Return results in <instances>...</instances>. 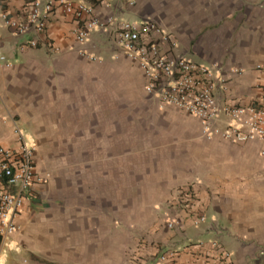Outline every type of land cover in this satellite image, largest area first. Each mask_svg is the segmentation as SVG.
Returning a JSON list of instances; mask_svg holds the SVG:
<instances>
[{"label": "crops", "instance_id": "0c3cea01", "mask_svg": "<svg viewBox=\"0 0 264 264\" xmlns=\"http://www.w3.org/2000/svg\"><path fill=\"white\" fill-rule=\"evenodd\" d=\"M29 1L0 0V143L17 146L16 122L41 149L36 170L45 180L21 209L0 264H150L149 256L171 246L176 264H264V145L206 138L197 117L157 103L106 27L111 19L156 23L171 38L161 44L164 54L210 65L221 77V105H248L263 97L264 0H68L91 6L105 27L80 43L78 24L59 10L48 25L52 50L24 48L5 25L3 15L16 17ZM104 77L120 88L133 80L144 95L139 110L147 120L124 130L135 143L127 189L121 156L107 171L106 148L122 143V94L110 121L89 96ZM56 146L82 148L75 156L82 166L75 157L64 166ZM201 216L207 220L196 224Z\"/></svg>", "mask_w": 264, "mask_h": 264}, {"label": "built area", "instance_id": "2783aa9c", "mask_svg": "<svg viewBox=\"0 0 264 264\" xmlns=\"http://www.w3.org/2000/svg\"><path fill=\"white\" fill-rule=\"evenodd\" d=\"M59 10L78 24L77 38L80 43L88 39L93 29L102 26L94 18L91 6L68 0H30L16 17L4 14L3 19L6 27L22 39L21 46L24 48L52 50L48 25L50 18ZM109 26L114 28L126 56L137 62L143 71L146 92L157 103L197 117L206 138L222 135L237 141L259 140L264 145V66L257 67L262 76L261 100L248 105H221L216 97L219 86L223 84L221 77L215 75L210 65L191 61L185 56L170 58L164 54L161 44L170 42L171 38L156 23L149 20L117 22L111 19L106 27ZM153 33L160 35V40L157 41ZM14 133L16 147L0 143V258L5 243L19 229L17 218L34 192V186L45 180V176L39 175L36 170L35 146L16 122ZM186 205L190 204L186 202ZM206 220V216H201L196 224ZM174 224L173 220H169L168 228L172 229ZM177 252V248L171 246L149 256L148 262L176 264ZM222 255L226 259L231 257V253L225 250Z\"/></svg>", "mask_w": 264, "mask_h": 264}, {"label": "rangeland", "instance_id": "374dc122", "mask_svg": "<svg viewBox=\"0 0 264 264\" xmlns=\"http://www.w3.org/2000/svg\"><path fill=\"white\" fill-rule=\"evenodd\" d=\"M90 74H92V72H90ZM95 76H102V75H99L97 73V75ZM107 77H104V79L99 80V84H100L99 87L94 86V87H97V89L100 92L104 91V88H105V91H104L105 97L104 98L101 97V93L94 90L93 86H90L89 88L91 92V95L89 96L91 97V99H95V98L99 99L98 105L102 107V109H100L101 110L100 113H103L105 109L106 118L109 119L111 111L114 110L113 108H117V106L119 105L118 96L122 94L121 105L119 107L120 112L118 113V115H116V119L119 118L120 123L122 124V130H123L122 143L120 144V146H117V147L108 146L106 148V151H108L109 149L112 150L109 152V156L111 155L112 157L107 158V171L112 170L113 168V162H112L113 158L121 156L120 163H117V164H119V168L120 167L122 168V172H123L122 185H123V188H126L124 186H128V181H129L127 173L131 170L132 171L134 170L131 167L133 161L131 159L129 161L126 156H129L131 158V156L134 154L133 152H131V149H132L131 146H133L135 143H134V140L132 141L128 140L127 131H124V130H134V128L138 126V122H140L141 120L143 121L147 120L145 119V115L141 114L140 113L141 111L139 110V107L142 106L141 105L142 101H144L143 99L144 95L141 92L140 84L139 85L137 84L138 86H136V83H134L133 80L132 81L125 80L120 88L119 86H117L118 81L108 79ZM114 83H116V85H114ZM119 89H121V92ZM98 93H99V97L97 96ZM115 112H118V111L116 110ZM147 118H149L148 115H147ZM110 120L111 119H109L108 121ZM55 149L64 166H65L66 161H68V165L71 166L72 157L79 156L80 152L82 151V148L80 147L56 146ZM40 150L41 149L35 146L36 154ZM75 159L79 160L78 166L81 167L82 166L81 158L75 157ZM20 261L22 262V264H29L28 261H31L30 264H42L40 260H34L33 258L31 260L28 258H23V259H20Z\"/></svg>", "mask_w": 264, "mask_h": 264}]
</instances>
